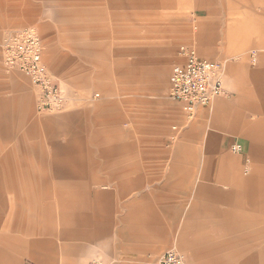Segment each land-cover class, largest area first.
Here are the masks:
<instances>
[{"label": "rangeland", "instance_id": "1", "mask_svg": "<svg viewBox=\"0 0 264 264\" xmlns=\"http://www.w3.org/2000/svg\"><path fill=\"white\" fill-rule=\"evenodd\" d=\"M216 1L220 2L0 0V41L7 30L34 25L44 40L46 63L68 101L64 112L39 114L31 80L19 70L5 68L0 50V105L11 132L8 139H0L11 163L2 171L7 184L2 218L8 235L50 223L55 229H74L82 204L80 192L89 188L84 184L94 182L90 188H100L101 178L110 176V169L97 168L95 163L110 165L113 158L114 169L133 168L135 176L145 178L189 175L190 170L180 168L173 151L179 145L189 146V138L182 133L194 114H182L169 97L172 67L168 65L182 54V48L193 47L204 56L202 46L206 48L215 38L203 26L213 20L214 10L206 5ZM219 12L220 36L224 31L229 35L230 28L240 35L253 29L243 11L235 15L229 9ZM233 20L238 24L232 27ZM162 113L169 116L163 118ZM116 149L118 160L112 154ZM69 162L90 167L69 170L56 166ZM249 167L243 169L245 176L252 172ZM241 221L237 219L238 225ZM238 225L230 232L216 226L212 228L216 232L196 234L195 239H210L204 244L183 242L182 233L176 230L168 244L194 264L182 248L184 243L189 248L236 241L244 233ZM56 235L61 243L57 231ZM255 253L258 247L247 246V257Z\"/></svg>", "mask_w": 264, "mask_h": 264}, {"label": "crops", "instance_id": "2", "mask_svg": "<svg viewBox=\"0 0 264 264\" xmlns=\"http://www.w3.org/2000/svg\"><path fill=\"white\" fill-rule=\"evenodd\" d=\"M206 8L214 10L213 20L203 26L212 30L215 38L206 48L202 46L204 56L197 52L202 59L223 64L227 94L211 105L197 106L183 129L182 137L189 138V146H176L173 155L182 170H190L189 175L145 178L135 176L133 168L114 169L113 158L110 165L95 163L97 168L110 169V176L101 178L100 188H90L94 182L84 184L89 188L80 192L82 204L74 229H55L50 223L8 235L2 218L6 205L3 190L7 186L2 171L11 163L10 153L0 146V264H159L162 255L174 248L168 243L176 230L182 233L183 242L204 244L210 239H195L196 234L216 232L212 229L216 226L230 232L238 225V218L242 221L237 227L244 233L236 241L189 248L184 243L183 250L194 264H264V0H231L228 4L220 0L208 3ZM227 9L232 15L243 11L248 27L253 29L240 35L230 28L229 35L224 31L220 36L219 10ZM237 24L230 22L232 27ZM26 27L36 28L29 25L13 29ZM180 56L171 63L173 66L168 65L172 67L169 80L173 67L183 63ZM3 117L0 105L1 140L11 136ZM177 128L173 126V130ZM235 142L243 145L238 155L231 150ZM118 153L117 149L112 153L114 160H118ZM247 165L252 172L245 176ZM56 166L69 170L90 167L71 162ZM56 231L61 243L56 241ZM247 246L258 247V253L247 257Z\"/></svg>", "mask_w": 264, "mask_h": 264}, {"label": "built area", "instance_id": "3", "mask_svg": "<svg viewBox=\"0 0 264 264\" xmlns=\"http://www.w3.org/2000/svg\"><path fill=\"white\" fill-rule=\"evenodd\" d=\"M0 50L5 68L19 70L31 80L39 114L61 113L67 109V96L45 61L43 39L36 28L7 30L0 41ZM182 50L183 63L175 65L170 75L169 96L192 116L197 106L210 105L227 94L224 66L218 61L202 59L193 47ZM231 150L241 153L243 145L235 142ZM159 264L189 262L180 250L172 248L162 255Z\"/></svg>", "mask_w": 264, "mask_h": 264}]
</instances>
